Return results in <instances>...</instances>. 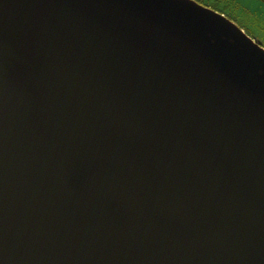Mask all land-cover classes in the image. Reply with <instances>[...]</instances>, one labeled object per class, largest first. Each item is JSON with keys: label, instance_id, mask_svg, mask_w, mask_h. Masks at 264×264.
Listing matches in <instances>:
<instances>
[{"label": "water", "instance_id": "water-1", "mask_svg": "<svg viewBox=\"0 0 264 264\" xmlns=\"http://www.w3.org/2000/svg\"><path fill=\"white\" fill-rule=\"evenodd\" d=\"M230 1L250 35L194 0H0V264H264V0Z\"/></svg>", "mask_w": 264, "mask_h": 264}, {"label": "trees", "instance_id": "trees-1", "mask_svg": "<svg viewBox=\"0 0 264 264\" xmlns=\"http://www.w3.org/2000/svg\"><path fill=\"white\" fill-rule=\"evenodd\" d=\"M197 3L204 5L206 7H209L212 10H215L221 14H225L227 18L231 21H233L239 28L245 30L247 32V28L249 27H257V23H255L254 20L251 19L249 14L238 15L239 8L237 6H228L226 3L222 4H216L212 3L211 0H194ZM225 1V0H221ZM218 3V2H217ZM260 30H263V26L260 27Z\"/></svg>", "mask_w": 264, "mask_h": 264}, {"label": "flooded vegetation", "instance_id": "flooded-vegetation-1", "mask_svg": "<svg viewBox=\"0 0 264 264\" xmlns=\"http://www.w3.org/2000/svg\"><path fill=\"white\" fill-rule=\"evenodd\" d=\"M211 2L212 3H216V4H222V3H226V4H228V6H233L234 5V7L235 6H237V5H235L233 2H231L230 0H225L224 2L223 1H221V0H211ZM218 2V3H217ZM223 5V4H222ZM238 7V6H237ZM239 8V7H238ZM239 11V10H238ZM246 14H248L247 12H245ZM245 13H243V15L245 14ZM245 14V15H246ZM250 16V15H249ZM248 32V31H247ZM246 32V33H247ZM248 34H249V32H248ZM250 35V34H249Z\"/></svg>", "mask_w": 264, "mask_h": 264}, {"label": "rangeland", "instance_id": "rangeland-1", "mask_svg": "<svg viewBox=\"0 0 264 264\" xmlns=\"http://www.w3.org/2000/svg\"><path fill=\"white\" fill-rule=\"evenodd\" d=\"M247 34H248V32H247Z\"/></svg>", "mask_w": 264, "mask_h": 264}]
</instances>
